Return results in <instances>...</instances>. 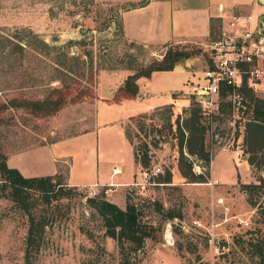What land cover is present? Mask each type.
<instances>
[{"label":"rangeland","instance_id":"rangeland-1","mask_svg":"<svg viewBox=\"0 0 264 264\" xmlns=\"http://www.w3.org/2000/svg\"><path fill=\"white\" fill-rule=\"evenodd\" d=\"M133 2L0 0V103L13 97L41 99L50 88L60 85L67 87L69 97H73L78 89H90L91 97L83 98L87 101L95 96L93 88L98 74L113 73L117 77L160 59L151 52L163 55L167 48L188 50L189 56L176 63L171 72L149 75L147 83L156 93L152 98L128 99L122 102L121 108L115 103L108 106L99 101L96 104L91 115L95 119L94 124L93 121L90 123V119L87 121L94 126L91 132L94 148L91 175H95L94 163L108 168L123 166L125 175L122 177L127 181H139L141 168L158 166L162 171L160 174L165 170L171 173L170 183L127 186L112 193L103 192L110 202L111 194H118L120 197L116 202L120 206L122 193L125 191L124 195H127L128 192L136 204L140 221L160 227L155 239H146L139 251L126 255L128 259H134L135 264H188L194 258V254L189 252L192 246H195L192 250L200 255L205 264H255L248 241L264 237V192L252 189L250 198L253 205H249L246 194L240 188L242 183H258L262 174L245 164L242 140L246 114L243 106L235 125L234 141L238 145L235 152L218 151L219 145L211 142L205 131L204 150L210 154L207 165L204 166L202 160L186 154L183 149L184 154L192 160L194 173L207 172L206 182H184L175 166L178 147L174 121L178 118L181 122L191 105H195L193 98L185 94L184 88L196 82L206 67L207 45L212 37H207L205 22L198 13L188 9L179 12L178 31L174 29L170 35L167 32L149 39V44L154 47L142 48L128 42L122 37L118 25L122 8ZM189 2L174 0L172 5L181 8L176 6H188ZM146 11L130 12L127 16L138 19L145 16L143 14ZM260 14H264V4L253 8L254 20ZM170 36H182L188 40L155 47L169 40ZM39 40L44 41L48 48L43 47ZM74 58L77 60L74 61ZM100 81L97 93L103 96L107 92L104 84L106 80ZM255 81L250 86L253 95L264 99V77ZM167 87L178 91L170 95ZM173 101L170 129L166 126L165 114L138 118L139 114L151 113L155 106ZM58 112L53 116L34 118L20 108H5L0 112L3 151L10 147L18 148L22 146L21 143L38 135L49 134L55 138L81 128V125L72 124L76 122L80 111ZM81 112L86 117L90 115ZM121 122L123 132L125 128L130 133L131 143L122 136ZM138 125L142 126L141 131ZM212 125H219L223 131L228 126L226 119H219ZM154 128H161L162 136L156 134ZM151 138L159 139V142L156 147H149L147 164L141 166L135 158V148L141 141L149 144ZM82 141L85 143L81 139H73L63 149L86 159L88 138ZM48 162L51 163L50 156ZM66 165L67 162L59 163L58 173L55 174L64 188L71 187L65 181ZM211 171L215 180L211 179ZM30 172L37 171L32 168ZM70 189V196L50 198L48 202L37 192H29L30 200L33 198L36 204L28 212L8 198L0 197V264H26L24 249L29 216L44 223L40 239L37 240V249H31L28 255L29 264H119L116 242L104 236L98 215L86 202V198L98 196L103 187L72 186ZM153 200L161 204L160 214L154 212ZM168 209L180 211L181 218L163 220L161 213ZM220 214L223 216L220 217ZM239 220L246 221L247 225L239 223ZM211 223L216 225L212 236L207 231ZM167 225L169 228L165 233Z\"/></svg>","mask_w":264,"mask_h":264},{"label":"trees","instance_id":"trees-1","mask_svg":"<svg viewBox=\"0 0 264 264\" xmlns=\"http://www.w3.org/2000/svg\"><path fill=\"white\" fill-rule=\"evenodd\" d=\"M142 3H128L122 11H126L135 7L142 6ZM264 17V16H263ZM216 23V25H214ZM219 19H210L208 37L215 35ZM121 33L120 23L118 25ZM211 38V39H212ZM39 43L48 48V45L39 40ZM51 48H54L51 45ZM190 52L184 49L167 48L160 59H154L148 62L145 66L135 69L132 73L127 74L122 83L117 87L113 93L112 100L119 101V99L134 98L138 93L136 80L139 77H149L154 71H168L172 70L176 63L189 56ZM66 61L67 59L64 58ZM74 61L77 59L74 58ZM70 70V69H69ZM131 70H133L131 68ZM92 91L88 88L78 89L73 97H69V90L66 86L60 85L49 89L46 95L41 99H28V98H10L4 103H0V112L5 108H20L34 118L53 116L63 107L80 102L84 100L85 96L91 97ZM241 104L244 109V124H243V153L246 154V163L252 169L258 170L262 173L258 178V183H242L240 184L241 190L246 194L247 203L253 205L250 198V191L252 189H259L264 192V99L256 97L250 87L243 84L240 88ZM229 102L221 99L220 113L221 116L217 120H225L229 113ZM171 104H164L153 108L149 114H139V119L149 118L154 114H165L163 117L166 120V126L171 128L169 123ZM167 113V114H166ZM132 119V117H129ZM174 131L176 136V143L178 147V156L176 159V169L179 175L184 179V182L202 183L207 181V172L194 173L192 170V160L188 157L196 156L202 160L204 166L210 161L209 153L204 150L203 134L204 126L201 123V117L198 113L196 105H191L185 117L178 118L174 121ZM22 124V123H21ZM7 126V125H4ZM22 126V125H21ZM35 128V127H34ZM139 130L142 126L138 125ZM156 134L162 136L161 128L153 129ZM124 135L126 140L131 143L130 133L124 128ZM159 139H150L148 144L141 141L137 148H135V158L141 166L147 164V153L149 147H156ZM185 149L186 154H184ZM156 182L170 183L171 173L165 170L163 174L155 177ZM58 180L57 175H46L38 177H25L19 173L15 168L8 167L5 162V154L0 141V197H6L17 204L23 211L28 212L30 208L34 207L36 202L33 198L30 200L29 192H37L48 202L50 198L68 197L70 196L69 190L72 187H66ZM33 200V201H32ZM124 208H119L113 202L106 199L103 191L98 196L86 198V202L98 215L101 226L103 228L104 236L113 239L118 247L120 255L119 264H135L134 259H128L126 256L129 253L139 251L146 239H155L156 233L160 230L158 225H151L141 222L139 219V212L136 204L127 195H124ZM153 210L156 213L161 212V204L153 200ZM163 220L172 218H181L180 211L172 209L165 210L161 213ZM28 227L25 236V249L24 256L26 264L28 262V255L30 250L37 249V240L40 239L43 231L44 223L42 220L34 219L33 216L28 218ZM192 246V245H190ZM251 255L255 258V264H264V237L260 240L248 241ZM195 246H192V249ZM190 249L189 252L194 254L192 262L188 264H205L200 255L194 250ZM178 252V248H176Z\"/></svg>","mask_w":264,"mask_h":264},{"label":"crops","instance_id":"crops-1","mask_svg":"<svg viewBox=\"0 0 264 264\" xmlns=\"http://www.w3.org/2000/svg\"><path fill=\"white\" fill-rule=\"evenodd\" d=\"M133 1L136 2L138 0ZM173 1L174 0H144L142 6L122 11L120 13L119 18L122 37L128 42H133L135 44L140 45L142 48L154 47L152 46V44H149V39H155L159 36H163L167 32L170 35L174 29L178 31V24L180 23L179 12H183L188 9L190 11L193 10L194 12H197L199 18L205 22L207 37L209 32L210 19L217 20L221 16H227L234 13H250L251 22L253 24L255 23V21H257V19L264 16V14H260L256 18V20L253 19V8L258 4H264V0H188L190 1V4L188 6H176L181 8H174L172 5ZM144 11L147 12L143 14L145 16L140 17L138 19H130L127 16V14H129L130 12L139 13ZM184 40L186 41L188 39L182 36H170L169 40L164 43L157 44L155 47H162L170 43H178ZM158 72H171V70L154 71L150 74V76ZM127 74L129 73L121 74L117 77H115L113 73L103 72L98 74L95 81L96 86L95 88H93L95 96L92 99H89L87 101L82 100L80 102L69 104L61 109L80 111L78 112L79 114L77 115L76 122L72 124H75L76 126L81 125V128H79V130L77 131H70L55 138H51L49 134L38 135L35 138L28 139L27 142L24 144L21 143L22 146H19L18 148H7L6 150H4L5 162L7 166L17 169L19 173L25 177H38L57 174L59 163L67 162L65 181L69 186H99L103 187L104 194H107L108 191L112 193L117 191L119 188L127 187V185L133 181V179L131 181L123 179L122 175H125V169L123 166H110V168H108L107 166L102 167L99 166L98 163H94L95 175H91L93 170L92 155L94 154L93 139L91 137V132H93L94 130L93 124L95 120L93 116L91 117V115L94 114V107L99 101L103 102L108 106L111 105V103H115L118 108H121L122 102L128 99H122L116 102L112 100V96ZM102 79L106 80L104 84L105 89L107 90L106 94L103 96L97 93V85L99 84L98 81ZM148 79L149 77H139L136 80L138 93L134 98L129 99H150L156 95L154 90L151 88V85L147 83ZM169 87H167V90L170 92V95L178 91L171 90ZM170 104H174V101ZM81 111L88 112L90 115L86 117L81 114ZM89 119L91 120L90 123H92L93 121V124H88L87 121ZM119 125L122 136L123 138H125L123 129L121 128L122 122ZM49 131H51V129ZM85 138H88L89 141H87L86 144L88 145V150L85 152V155L88 154V157L86 159H82L79 154L63 149L65 144L71 143V140L81 139V142L85 143L84 141H82L85 140ZM232 151L235 152V150ZM53 155H56L57 157L54 158ZM49 156L51 163L48 162ZM26 160L28 161L27 163ZM245 164L248 166L246 161ZM134 165L135 163L133 161V166ZM31 167L34 168V170H36L37 172H30L32 171ZM113 168H116L118 172L112 173ZM210 176L211 179H213L212 171ZM124 193L125 191L122 193L123 201L121 206L116 202L117 199H119L118 197H120L118 196V194H111L110 198L111 202L116 204L121 209L124 208L125 204ZM222 216L223 215L220 214V217Z\"/></svg>","mask_w":264,"mask_h":264},{"label":"built area","instance_id":"built-area-1","mask_svg":"<svg viewBox=\"0 0 264 264\" xmlns=\"http://www.w3.org/2000/svg\"><path fill=\"white\" fill-rule=\"evenodd\" d=\"M207 51L206 67L196 82L184 88V92L193 98L204 131L211 142L219 145L218 151L236 150L238 145L234 141L235 125L242 105L240 88L243 80L250 87L255 80L264 77V17L252 24L250 13L221 16L217 33L209 41ZM151 54L156 58L162 57V54ZM221 99L230 105L226 131L219 125H212L221 116ZM115 172L118 170L113 168L112 173ZM161 172L158 166L141 168L139 181H132L127 186L159 185L154 179ZM238 222L247 225L246 221ZM214 226L216 225L211 223L207 229L210 236L213 235Z\"/></svg>","mask_w":264,"mask_h":264},{"label":"water","instance_id":"water-1","mask_svg":"<svg viewBox=\"0 0 264 264\" xmlns=\"http://www.w3.org/2000/svg\"><path fill=\"white\" fill-rule=\"evenodd\" d=\"M246 157V156H245ZM246 159V158H245ZM168 225L165 227V230H166V232L165 233H167L168 232Z\"/></svg>","mask_w":264,"mask_h":264}]
</instances>
